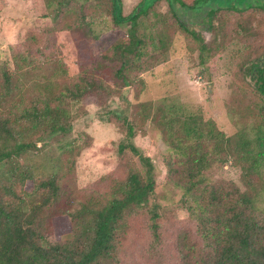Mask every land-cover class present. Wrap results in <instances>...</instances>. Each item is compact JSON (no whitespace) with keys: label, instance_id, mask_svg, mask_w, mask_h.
Segmentation results:
<instances>
[{"label":"trees","instance_id":"trees-1","mask_svg":"<svg viewBox=\"0 0 264 264\" xmlns=\"http://www.w3.org/2000/svg\"><path fill=\"white\" fill-rule=\"evenodd\" d=\"M87 1L81 0L84 19ZM101 1L110 23L129 25L127 38L113 48L112 57L106 56L118 65L115 75L128 87L133 83L132 58L143 43L138 21L158 0H142L126 17L121 14L120 0ZM165 1L182 28V18L193 22L198 15L200 19L206 16L208 33L218 11L264 13V0H195L191 6L182 0ZM3 4L0 0V12ZM46 5L54 23L47 30L48 39L30 35L11 50L21 74L13 76L0 64V264H120L118 251L128 221L139 213H148L151 229L158 233L163 207L155 190L158 170L133 142L146 121L160 131L171 151L166 160V187L180 196L178 205L195 224L194 233L181 230L176 235L177 264H264V108L254 100L237 98L239 102L226 103L231 117L241 116L233 117L234 123L242 125L228 138L213 122L173 115L164 102L130 104L129 117L111 114L110 121L125 130L117 147L121 174L113 177L108 194L91 195L78 206L64 204L63 180L73 175L74 161L89 146L90 138L84 134L81 146L65 143L54 156L45 148L52 139L71 132L83 99L98 97L103 103L102 96L112 94L113 89L86 74L59 85L56 79L65 62L57 60L56 55L62 54L49 36L76 23L67 25L60 0H46ZM110 23L102 26L101 33L89 28L86 35L97 40L110 31ZM207 48L204 45L200 50ZM35 71H41L39 79H26ZM245 76L264 99V52L249 61ZM23 94L27 103L14 108L12 102ZM249 131L256 136L251 138ZM31 155L43 158L44 163L38 165ZM228 160L242 170L241 187L210 177L214 167ZM54 214L65 216L70 229L60 231L51 220Z\"/></svg>","mask_w":264,"mask_h":264},{"label":"rangeland","instance_id":"rangeland-1","mask_svg":"<svg viewBox=\"0 0 264 264\" xmlns=\"http://www.w3.org/2000/svg\"><path fill=\"white\" fill-rule=\"evenodd\" d=\"M141 1L120 0L122 16H128ZM182 1L191 6L195 0ZM3 2L0 12V64L11 75L19 76L21 72L13 64L12 48L19 46L30 35H39L38 39L41 40L48 39L47 30L54 23L48 18L46 0ZM60 2L64 4L67 25L76 24L74 28L56 34L52 32L49 36L55 42L58 54H62L56 55L57 60L65 62L56 81L60 85L61 82L75 81L86 74L113 89L112 94L103 95L104 92H101L103 103L99 102L98 97L83 99L79 104L81 109L76 111L78 113L71 132L52 139L45 148L49 156H54L65 143L81 146L84 134L90 138L89 146L82 149L74 161L73 175L63 180L66 195L64 204L78 206L80 201L88 200L91 195L102 196L112 190L113 177L122 172V160L117 147L125 138V130L118 127L115 121H110V115L129 117L130 104L152 103L156 106L164 102L177 117L195 116L213 122L224 138L234 136L242 127L234 123L241 116L234 115V120L226 109L227 102L248 99L259 102L260 107L264 108V99L257 96L253 81L245 76L249 61L264 52L263 12L218 11L212 19V33H208L206 16L200 19L198 15L193 22L187 17L182 18V28L173 18L167 2L156 1L138 21L137 33L143 43L132 58L135 65L130 74L133 83L127 87L115 75L118 65L106 56L112 57L113 48L127 38L129 25L124 23L114 26L110 23L109 16L103 13L101 0L87 1L85 19L81 12V0ZM109 23L112 26L110 31L103 33L97 40L86 35L89 28L101 33L102 26ZM204 45L209 49L201 51ZM40 74L41 71H35L26 79H39ZM25 100L23 94L12 102V106L20 108L27 103L23 102ZM249 133L251 138L256 136L255 131ZM133 142L157 167L155 190L163 207L161 217L157 220L158 233L151 229L148 213H139L128 221V228L119 246V262L177 264L176 235L181 230L194 233L195 224L189 219L187 211L178 205L180 196L172 193L165 184L166 160L171 151L162 141L160 131L149 121L136 131ZM31 158L38 165L44 163L41 157L31 155ZM133 160L136 164V158ZM261 172L264 174V166ZM241 173L242 170L233 167L231 160H228L223 166L214 167L210 177L215 182L232 181L241 187ZM52 217L51 220L55 225L58 224L56 227L60 231L70 229L65 216L54 214Z\"/></svg>","mask_w":264,"mask_h":264}]
</instances>
